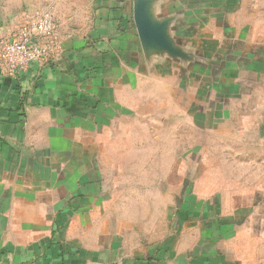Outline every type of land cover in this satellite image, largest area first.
Segmentation results:
<instances>
[{
  "label": "crops",
  "instance_id": "0c3cea01",
  "mask_svg": "<svg viewBox=\"0 0 264 264\" xmlns=\"http://www.w3.org/2000/svg\"><path fill=\"white\" fill-rule=\"evenodd\" d=\"M211 2L0 0L59 24L0 68V264H264V0Z\"/></svg>",
  "mask_w": 264,
  "mask_h": 264
},
{
  "label": "built area",
  "instance_id": "2783aa9c",
  "mask_svg": "<svg viewBox=\"0 0 264 264\" xmlns=\"http://www.w3.org/2000/svg\"><path fill=\"white\" fill-rule=\"evenodd\" d=\"M59 24L51 10L39 11L0 41V68L18 78L33 63L42 64L58 49Z\"/></svg>",
  "mask_w": 264,
  "mask_h": 264
},
{
  "label": "rangeland",
  "instance_id": "374dc122",
  "mask_svg": "<svg viewBox=\"0 0 264 264\" xmlns=\"http://www.w3.org/2000/svg\"><path fill=\"white\" fill-rule=\"evenodd\" d=\"M209 0H169V5H168V9L167 10H177V9H183L186 12V23H189V26L184 25L183 27H185L188 30H202L203 25L199 24L200 26H198V24L195 25L192 22L193 19V12L194 10H196L199 6V4H204V3H208ZM211 3H217V4H224L226 3V0H212ZM222 8V6H220ZM200 27V28H199ZM199 28V29H198ZM194 30V31H195ZM194 34V33H193ZM192 36V34H190V37ZM174 66V65H173Z\"/></svg>",
  "mask_w": 264,
  "mask_h": 264
},
{
  "label": "water",
  "instance_id": "95a60500",
  "mask_svg": "<svg viewBox=\"0 0 264 264\" xmlns=\"http://www.w3.org/2000/svg\"><path fill=\"white\" fill-rule=\"evenodd\" d=\"M135 22L137 24V30L139 37L143 39H158V34L156 31H154L150 25L146 23V21L143 19V11L142 9L136 10L135 14Z\"/></svg>",
  "mask_w": 264,
  "mask_h": 264
}]
</instances>
